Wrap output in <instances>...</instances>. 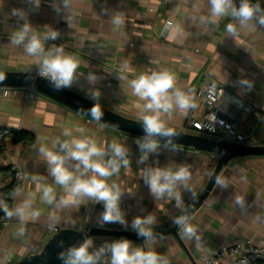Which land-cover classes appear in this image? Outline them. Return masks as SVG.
<instances>
[{"label": "crops", "instance_id": "0c3cea01", "mask_svg": "<svg viewBox=\"0 0 264 264\" xmlns=\"http://www.w3.org/2000/svg\"><path fill=\"white\" fill-rule=\"evenodd\" d=\"M51 4L52 0H42L38 10L30 11L29 20L41 34L45 24L60 31V37L49 41L46 49L53 43L62 44L66 54L80 60L77 80L70 89L90 99L99 93V98L94 101L141 121L144 102L132 94L129 85L136 76L168 69L175 74L177 86L190 92L195 102L198 89L210 78L252 106V111L241 119L235 132L246 137L250 144H264V33L253 24L240 28L235 38L230 37L224 31V25L232 22L230 18H222L218 26L201 20L208 15V0H71L70 10L64 17L57 14ZM14 7L30 8L26 0H0V71L38 72L37 58L27 56L23 46L10 42L12 33L22 23L10 15ZM104 8L113 15L118 12L124 24L113 25L104 14ZM170 20L174 26L181 27L180 34L166 31V21ZM125 64L128 67L122 71ZM240 69L253 83L251 90L236 85L241 77ZM90 73L98 78L94 85L86 78ZM11 88L12 93L8 96L0 93V128L15 131V137L7 143L0 157V187L10 179V165H20L24 179L14 207L29 193H35L33 208L40 211V216L25 222L16 217L9 218V225L0 232V264H17L39 252L54 234L50 225L58 230L124 229L118 223H105L101 218L102 205L93 200L84 198L78 204H58L67 194L53 184L39 148L42 144L51 147L57 137L69 139L63 136L65 129L71 131L72 137L87 135L101 145L116 140L130 148L132 166L122 168L119 176H113L109 183L115 181L125 193L121 207L129 223L133 217L151 212L156 217L152 229L173 225V219L203 193L218 163L219 157L214 153L175 144V152L163 151L159 157H150L147 166H157L158 159L159 166L175 170L177 165L185 164L191 173V191H185L182 186L179 188L184 200L182 209H177L174 201L168 199L154 201L141 179L144 165L136 164L139 152L134 141L140 136L108 127L33 89ZM192 111L186 114L173 111L170 118L165 117L168 126L191 132L189 118ZM198 111L202 109L198 108ZM81 127L86 130L83 134L79 132ZM229 136L234 139L236 135L231 133ZM220 175L226 178L227 189L215 184L190 219L197 228L199 246L195 239L180 235L181 229L179 235L188 251L171 234L147 242L129 239L133 246L155 250L167 257L170 264H209L207 259L223 245L243 239L264 243V156L234 159ZM33 176L40 179L34 181ZM38 183L54 187L57 203L48 205L42 201V193L36 191ZM7 193L5 188L0 190V207L4 206ZM238 196L243 198V207L236 204ZM21 228L23 235H20ZM120 238L94 236L91 239L94 246H99ZM219 264H227V261Z\"/></svg>", "mask_w": 264, "mask_h": 264}, {"label": "clouds", "instance_id": "9594fccd", "mask_svg": "<svg viewBox=\"0 0 264 264\" xmlns=\"http://www.w3.org/2000/svg\"><path fill=\"white\" fill-rule=\"evenodd\" d=\"M42 0H26L30 6L28 10L24 8H12L10 15L16 20L22 21L19 27L12 33L10 42L17 46H23L27 56L35 57L38 66V75L46 79L56 91L69 89L77 80L80 60L66 54L63 45L51 44L46 49L45 45L49 41L57 40L61 33L51 25L45 24L43 34L37 32L29 20L30 11L40 8ZM208 15L201 17V20L211 24L219 25L222 18H230L224 25V31L232 38L238 35L239 29L252 24L264 27V7L252 0H239L237 6L235 0H208ZM57 14L66 16L70 10L71 0H52L50 5ZM111 22L116 27L124 24L122 16L117 12L111 14L103 9ZM68 24V20L65 19ZM166 31L180 34L182 29L179 25H173L170 20L167 22ZM127 64L122 67V71L127 69ZM241 77L236 81L240 89L251 90L254 85L244 75L240 69ZM3 74L0 73V80ZM89 84L94 85L97 77L88 74L86 77ZM123 79L124 77H120ZM132 94L143 101L141 109V126L143 134L134 143L137 146L139 156L136 164L141 167V179L147 186L154 201L168 199L174 201L177 209H182L184 205L183 195L179 188L182 186L185 191H191L189 181L191 173L185 164H179L173 170L172 167L147 166L150 157H159L163 151L175 152L173 139L176 137L174 129L168 126L165 117L171 116L173 111L187 113L198 107L194 97L190 92L182 90L176 84V76L168 69L141 73L129 82ZM93 100L99 98V93H95ZM229 100V98L227 97ZM239 103V101L232 100ZM93 119L100 121L103 113L98 104H93L90 109ZM215 123L224 126L225 122L215 117ZM230 127V126H229ZM211 131L212 129L209 128ZM84 128H79L81 134L85 133ZM64 137H59L52 141L51 147L41 145L39 152L47 164V170L52 177L54 185L60 186L67 194L58 201L59 205L67 206L78 204L84 198L101 204L103 211L101 218L105 223H118L125 230H131L137 237L147 242L154 239L152 226L156 224V217L152 213L138 215L131 219L129 223L125 210L121 207V200L125 194L120 185L115 181L109 183L113 176H119L122 168L128 169L132 166L131 150L126 144L113 140L110 144L101 145L94 138L81 135L72 137L71 131L65 129ZM171 145V147H170ZM32 179L39 180L40 177L33 176ZM215 184L221 189H227L228 182L221 175L215 177ZM37 192H41V199L48 205L57 203V194L53 186L37 184ZM16 194H20V189H16ZM35 193L28 196L14 208L6 205L2 210L8 218L16 217L21 222L29 219L36 220L40 216V211L33 208ZM2 203V202H0ZM243 198L236 197V204L243 207ZM53 219H55L53 217ZM188 214L178 215L173 219V223L181 229L180 235L197 241L199 246L200 237L197 235V228L190 222ZM51 230H55L54 225H50ZM24 234V229H20V235ZM61 251L57 258L61 264H170L167 257L155 250H145L144 247H134L127 238L115 239L104 242L99 246H94V241L86 237L82 242H77L64 247L61 242ZM110 257V259H105Z\"/></svg>", "mask_w": 264, "mask_h": 264}, {"label": "water", "instance_id": "95a60500", "mask_svg": "<svg viewBox=\"0 0 264 264\" xmlns=\"http://www.w3.org/2000/svg\"><path fill=\"white\" fill-rule=\"evenodd\" d=\"M0 73H2L4 77L0 80V87L32 88L34 91L67 105L92 119L93 117L91 116L90 109L95 103L99 105L103 113V118L100 122L108 127L136 136H141L143 134L141 121L125 117L70 88L56 91L46 79H43L38 75V72L0 71ZM172 129H174L177 134L173 139V144L193 148L197 151L214 153L219 157L218 163L209 177L203 193L182 213L188 214L190 218L209 196L215 185V177L220 175L221 171L232 160L248 156H264V144H247L232 139L228 140L203 136L184 129ZM152 231L154 237L169 234L174 235L179 240L182 247L188 251L184 242L180 238L179 228L175 224L169 227L152 229ZM94 236H117L131 240H143L142 238L137 237L135 232L125 229L91 227L82 230L76 228H63L54 232L39 252L27 256L17 264H61L57 258L58 253L61 251V242H63L64 247H67L71 244L82 242L86 237L92 238Z\"/></svg>", "mask_w": 264, "mask_h": 264}, {"label": "built area", "instance_id": "2783aa9c", "mask_svg": "<svg viewBox=\"0 0 264 264\" xmlns=\"http://www.w3.org/2000/svg\"><path fill=\"white\" fill-rule=\"evenodd\" d=\"M235 2L239 6V0H235ZM252 2L264 7V0H252ZM252 24L264 33V27L255 24V21ZM10 89L13 88L0 87L1 95H10L12 93ZM232 100L239 101V103L232 102ZM196 103L198 107L192 111L189 118L191 132L250 144L246 137L236 133L235 130L241 119L252 111L251 105L246 104L223 85L210 78L205 79L198 89ZM198 108L202 109V111L199 112ZM216 116L225 122L223 127L215 123ZM209 128L212 130L210 131ZM231 133L236 135L234 139L229 136ZM14 137L15 131L13 129L8 127L0 128V157L4 153L7 143ZM9 172L10 179L5 181L0 190L3 188L7 189L8 193L5 195L4 205L11 209L14 207L16 189L22 187L24 172L18 164L10 165ZM9 223L10 219L0 207V232H3ZM56 231L58 229L54 230V232ZM222 261H227V264H264V243H254L251 239H243L232 245L221 246L207 259L209 264H219Z\"/></svg>", "mask_w": 264, "mask_h": 264}]
</instances>
